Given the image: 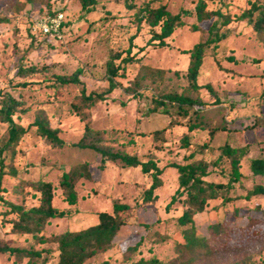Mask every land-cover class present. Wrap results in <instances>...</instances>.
Masks as SVG:
<instances>
[{
	"label": "rangeland",
	"instance_id": "1",
	"mask_svg": "<svg viewBox=\"0 0 264 264\" xmlns=\"http://www.w3.org/2000/svg\"><path fill=\"white\" fill-rule=\"evenodd\" d=\"M197 1L96 0L94 10L88 13L81 10L78 0H0V18L8 19L0 23V100L9 94L20 101L12 119L26 130L12 150L3 152L5 164L16 169L17 175L5 174L1 178L0 194L7 201L31 207L38 204L39 194L29 183L40 179L51 181L53 206L69 211L50 220L44 228L48 241L37 244L30 235L10 232L8 219L15 214L7 213V206L0 203V240L21 248L49 249L52 253L57 247V235L97 223L98 212H112V204L120 202L132 208L123 215L125 224L107 251L83 264H132L150 257L162 262L173 260L178 255L175 246L182 241L184 228L176 221L183 210L182 203L176 201L169 210L165 209L178 188V172L173 164H184L186 156L193 152L196 159L211 163L207 180L226 183L229 161L220 158L212 165L226 142L233 147H245L247 156L240 161L244 177L234 182L227 193L236 197L233 202L217 206L220 199L210 200L203 212L194 215L196 233L205 235L208 224L216 220L225 219L241 227L249 217L261 219L254 207L264 206V194L248 199L243 196L256 184L264 187V177L252 174L248 167L250 160L262 157L264 150V45L256 39L249 24L233 21L228 25L232 33L219 43L217 55L216 49L206 50L197 77L201 87L191 89L185 76L189 57L183 51L204 40L209 25L216 19L213 16L198 23ZM204 1L206 10H219L233 17L249 8L253 0ZM148 3L152 7L165 4L170 13L181 14L184 25L165 40L167 45L147 44L152 30L144 21H137V14ZM53 11L63 13L65 25L60 38L49 39L39 33L36 22ZM132 35L135 46L131 51L143 47L137 52L141 59L127 63L124 77L115 78L118 86L82 112L89 115V126L100 133L101 141H95L98 146L133 155L141 162L150 160L162 170L161 186L154 192L157 198L151 202H141L151 176L140 166L106 160L101 167L97 152L73 146L83 136L86 120L80 119L72 105L81 104L82 88L86 94L108 89L106 62L114 52L125 55ZM30 66L35 72L25 75L18 72L19 68ZM76 69L82 70L78 77L80 84L59 82V76H69ZM168 93L197 99L203 106L197 110L196 106H184L187 111L184 114L168 102V113L160 112L162 107L149 113L148 109L155 105L154 98L164 99ZM194 111L198 113L196 120ZM37 114L46 116L49 125L58 129L64 142L62 147L49 144L35 133L31 123ZM194 120L200 122L201 129L188 131L187 124ZM9 126L0 121V147L7 139ZM186 133L189 145L181 147L180 138ZM83 162L89 164L91 178L76 183L77 201L69 204L58 181L63 172ZM162 236L164 239L159 240ZM140 238L142 242L132 255L127 247ZM55 261L54 252L46 264ZM239 263L264 264V244L248 245L242 252L219 254L196 264ZM0 264L29 263L26 258L0 253Z\"/></svg>",
	"mask_w": 264,
	"mask_h": 264
},
{
	"label": "trees",
	"instance_id": "2",
	"mask_svg": "<svg viewBox=\"0 0 264 264\" xmlns=\"http://www.w3.org/2000/svg\"><path fill=\"white\" fill-rule=\"evenodd\" d=\"M81 10L91 12L94 10L96 0H78ZM57 12H48L47 14L55 15ZM195 15L197 22L210 20L213 16L216 19L211 22L207 31L208 36L204 40L195 43L190 49L183 52L188 54L189 62L185 72V76L189 86L193 90L201 87L197 83V77L200 68L203 64L205 52L208 48L214 50L215 56L218 51L219 43L225 40L232 31L228 25L235 22L245 21L250 25L255 33L256 39L264 45V3L259 0H253L249 8L242 11L239 15L231 17L228 14H223L219 10H206L204 0H198L195 6ZM7 18H0V23L7 22ZM137 21H144L149 28L150 38L147 44H156L158 46L167 45L168 39L176 28L184 25L181 19V14H172L166 9L165 4H159L157 7H152L151 4H146L139 9ZM62 25L65 23L63 21ZM158 27L159 31L154 28ZM198 30V28H194ZM40 33V32H39ZM135 35L130 36L129 45L122 57L121 52L112 53L106 62V79L108 89L104 92L85 93L84 88L80 92V105H72L75 113L81 120H86L84 125V133L81 139L74 143L73 146L78 148H89L97 152L101 156V167L106 160L121 161L125 166L137 167L140 166L145 172L151 176L150 186L143 191L141 202L154 201L157 196L155 190L161 186L160 174L162 172L152 161L141 162L135 156L113 152L112 150L98 146L95 141L100 142V133L94 131L89 126V115L82 112L83 108H90L95 103L103 100L105 94L118 86L116 77H124L125 66L127 63L138 62L141 57L137 56V52H132L133 39ZM230 59V57H227ZM119 59V63H115ZM216 62L220 60L215 58ZM18 72L21 75L35 72L34 67L27 69L21 67ZM82 74L81 69H76L69 76H59L58 80L62 83L80 84L79 75ZM204 86L211 90L208 84ZM214 93V92H213ZM215 94V93H214ZM155 105L148 109L149 113L157 112L159 107L160 112L168 113L167 103L175 104L178 112L187 114L186 107L196 106V110L202 107V103L197 99L190 97L168 93L164 99L154 98ZM20 105V101L12 95L6 94L0 100V121L9 123L8 136L4 144L0 147V190L1 178L5 174L16 176L17 171L13 167H7L4 162L3 152L12 150L20 137L25 133V129L16 124L12 115ZM194 119L198 117L197 111L193 112ZM189 122L187 124L188 131L196 128L201 129L200 122ZM34 126L35 133L45 139L49 144L57 147L64 145L63 140L58 135V129L52 128L49 125L48 119L43 114H37L31 123ZM222 129V128H221ZM212 129L211 132H214ZM156 134L160 131H155ZM180 146L187 147L189 145L188 134H184L180 138ZM246 152L245 147H233L227 142L221 148L220 156L212 163L215 165L220 158H226L230 165V175L226 183L213 182L206 179L210 171L208 167L211 163L202 158L196 159L193 152L186 156L184 164H173L178 172V188L171 196L170 201L165 205V209L169 210L171 206L180 201L183 205L181 214L176 218L180 227H184L181 231L182 241L175 246L178 255L168 262H162L155 257H150L147 260L139 259L132 264H196L200 260L214 259L219 254L239 253L252 244H264V206L256 205L255 210L261 214V219L257 217H249L247 223L243 226L232 225L228 220H216L208 224L207 233L198 235L196 233L194 215L201 213L206 209L210 200L220 199L217 206H224L229 202H233L236 197L228 196V191L233 188V183L240 181L244 176L240 171V161ZM249 168L254 175L264 176V159L253 158L250 160ZM91 173L87 162L80 163L68 171L61 174L58 185L64 196V199L69 204H75L77 201V193L75 185L80 179H90ZM32 189L39 194L38 204L25 207L23 204H15L5 200L0 194V203L7 206V213L15 214V217L8 219L10 223V232L22 235H30L37 244H44L48 239L44 235V228L53 218L65 216L68 210H57L53 204L54 185L51 181L36 180L29 183ZM256 194H264V187L256 184L250 189L243 198H250ZM183 196V197H182ZM182 197V198H181ZM217 206L214 207L217 209ZM219 209V208H218ZM132 208L120 202L112 204V212L100 211L96 214L97 223L79 230H67L60 233L56 237L57 247L55 249L56 261L53 264H83L88 259L99 253L107 251L114 240V237L125 224L123 215L129 214ZM236 215V213H233ZM164 239L160 237L159 240ZM142 240L139 239L135 245L127 247L128 252L136 251ZM52 252V253H54ZM230 252V253H228ZM0 253H9L17 259L26 258L29 264H46L48 256L52 255L49 249H34L21 248L8 244L6 241L0 240ZM131 257V254L130 256ZM240 264V263H239Z\"/></svg>",
	"mask_w": 264,
	"mask_h": 264
},
{
	"label": "built area",
	"instance_id": "3",
	"mask_svg": "<svg viewBox=\"0 0 264 264\" xmlns=\"http://www.w3.org/2000/svg\"><path fill=\"white\" fill-rule=\"evenodd\" d=\"M64 15L58 12L55 15L47 14L36 22L39 32L49 39H56L62 36Z\"/></svg>",
	"mask_w": 264,
	"mask_h": 264
},
{
	"label": "crops",
	"instance_id": "4",
	"mask_svg": "<svg viewBox=\"0 0 264 264\" xmlns=\"http://www.w3.org/2000/svg\"><path fill=\"white\" fill-rule=\"evenodd\" d=\"M245 156H247V155H245L244 154V156L241 158V159H245L246 157ZM255 158H263L264 159V150H263V154H262V157H255ZM253 159V158H252ZM250 163V162H249ZM249 167V166H248ZM249 170H250V168H249ZM250 172H251V170H250ZM252 173V172H251ZM244 176V175H243ZM264 177V176H263Z\"/></svg>",
	"mask_w": 264,
	"mask_h": 264
}]
</instances>
